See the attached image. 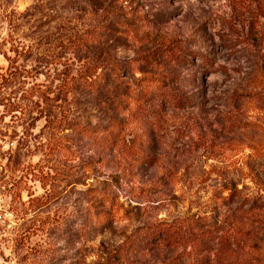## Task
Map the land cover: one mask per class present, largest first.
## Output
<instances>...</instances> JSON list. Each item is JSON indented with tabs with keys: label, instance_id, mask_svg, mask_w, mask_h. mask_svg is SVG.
<instances>
[{
	"label": "rangeland",
	"instance_id": "374dc122",
	"mask_svg": "<svg viewBox=\"0 0 264 264\" xmlns=\"http://www.w3.org/2000/svg\"><path fill=\"white\" fill-rule=\"evenodd\" d=\"M230 187L263 206L264 0H0V264H195L144 234L184 219L264 264L214 255Z\"/></svg>",
	"mask_w": 264,
	"mask_h": 264
},
{
	"label": "trees",
	"instance_id": "16d2710c",
	"mask_svg": "<svg viewBox=\"0 0 264 264\" xmlns=\"http://www.w3.org/2000/svg\"><path fill=\"white\" fill-rule=\"evenodd\" d=\"M157 88V87H156ZM161 92V89L157 91ZM163 96V95H162ZM164 97V96H163ZM168 104L175 105L177 101L174 98L165 97ZM159 101V99H158ZM240 193L235 187H230L226 198L223 199L222 204L230 206L234 202L237 204L244 202L240 200ZM239 201V202H238ZM235 214L229 218L227 232L230 230V235H223L219 238V248L214 251V255L217 258L224 260V258L232 257V247L230 240L233 238L234 244L238 246L241 242L242 245L255 244L258 246V240L264 241V204L262 207L242 208L238 205L235 207ZM186 221V222H185ZM185 222V223H184ZM261 223L263 226L260 229L255 227L256 224ZM194 221L192 223L184 219L179 223H162L144 232L146 237L152 239H160L161 237L167 238L175 244L181 252L186 253L189 258L194 259L195 264H201V260L204 258H198V255L203 251L210 253L213 251V242L216 238L215 231L210 227H204L196 231L194 229ZM137 240V239H135ZM134 242V241H133ZM126 246L134 248L135 245L129 243Z\"/></svg>",
	"mask_w": 264,
	"mask_h": 264
}]
</instances>
